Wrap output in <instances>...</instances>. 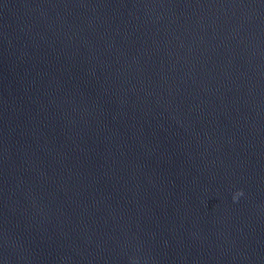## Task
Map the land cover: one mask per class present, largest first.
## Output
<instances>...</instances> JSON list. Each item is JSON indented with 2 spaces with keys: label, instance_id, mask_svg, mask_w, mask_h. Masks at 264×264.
<instances>
[{
  "label": "water",
  "instance_id": "95a60500",
  "mask_svg": "<svg viewBox=\"0 0 264 264\" xmlns=\"http://www.w3.org/2000/svg\"><path fill=\"white\" fill-rule=\"evenodd\" d=\"M0 264H264V0H0Z\"/></svg>",
  "mask_w": 264,
  "mask_h": 264
},
{
  "label": "clouds",
  "instance_id": "9594fccd",
  "mask_svg": "<svg viewBox=\"0 0 264 264\" xmlns=\"http://www.w3.org/2000/svg\"><path fill=\"white\" fill-rule=\"evenodd\" d=\"M243 195H244V193H243L242 190H241V191H238V192H236V193L234 194L233 199H234V200H239V198H240L241 196H243Z\"/></svg>",
  "mask_w": 264,
  "mask_h": 264
}]
</instances>
